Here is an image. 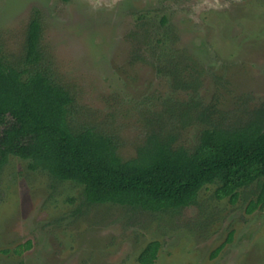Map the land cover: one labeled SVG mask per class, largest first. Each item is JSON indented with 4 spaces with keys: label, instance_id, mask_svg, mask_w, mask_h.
<instances>
[{
    "label": "rangeland",
    "instance_id": "374dc122",
    "mask_svg": "<svg viewBox=\"0 0 264 264\" xmlns=\"http://www.w3.org/2000/svg\"><path fill=\"white\" fill-rule=\"evenodd\" d=\"M34 13L39 66L70 93V126L110 136L122 159L151 134L192 150L203 128L264 110V0H0V59L18 69ZM202 109L208 121L189 117ZM215 188L167 212L88 204L82 186L10 156L0 264H139L153 241L152 264H264V208L246 212L256 185L233 203Z\"/></svg>",
    "mask_w": 264,
    "mask_h": 264
},
{
    "label": "trees",
    "instance_id": "16d2710c",
    "mask_svg": "<svg viewBox=\"0 0 264 264\" xmlns=\"http://www.w3.org/2000/svg\"><path fill=\"white\" fill-rule=\"evenodd\" d=\"M40 38L41 24L34 13L25 38L28 67L18 69L0 59V173L14 156L27 161L31 171L82 186L88 204L149 212L193 205L198 192L211 184L216 185V199L233 203L240 189L255 184L256 196L246 212L264 208L263 109L240 125L203 128L192 150L173 146L172 137L151 134L134 157L122 159L110 136L70 126L72 97L40 68ZM189 117L209 120L205 109ZM158 248L157 241L148 243L138 255L139 264H152Z\"/></svg>",
    "mask_w": 264,
    "mask_h": 264
}]
</instances>
